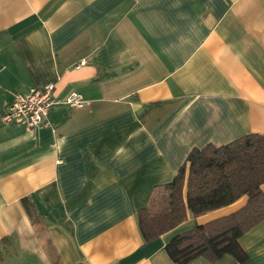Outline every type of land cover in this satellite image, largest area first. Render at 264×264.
Returning a JSON list of instances; mask_svg holds the SVG:
<instances>
[{
	"label": "crops",
	"instance_id": "obj_1",
	"mask_svg": "<svg viewBox=\"0 0 264 264\" xmlns=\"http://www.w3.org/2000/svg\"><path fill=\"white\" fill-rule=\"evenodd\" d=\"M48 84L84 102L0 125V264H175L137 213L192 149L264 135V0H0V117ZM239 244L188 264H264V221Z\"/></svg>",
	"mask_w": 264,
	"mask_h": 264
},
{
	"label": "trees",
	"instance_id": "obj_2",
	"mask_svg": "<svg viewBox=\"0 0 264 264\" xmlns=\"http://www.w3.org/2000/svg\"><path fill=\"white\" fill-rule=\"evenodd\" d=\"M263 184L264 135L248 134L225 145L192 149L172 182L154 194L161 203H153V195L138 211L139 230L146 242L156 240L188 215L199 217L245 196L246 203L237 211L173 235L164 246L175 264L197 257L216 262L226 254L243 263L247 255L239 239L264 221Z\"/></svg>",
	"mask_w": 264,
	"mask_h": 264
},
{
	"label": "built area",
	"instance_id": "obj_3",
	"mask_svg": "<svg viewBox=\"0 0 264 264\" xmlns=\"http://www.w3.org/2000/svg\"><path fill=\"white\" fill-rule=\"evenodd\" d=\"M84 64L85 62L81 61L76 67L79 68ZM53 92L54 85L48 84L43 87L32 86L24 92L14 93L11 102L0 117V125H18L24 126L27 130H34L48 126L47 117L52 107L64 104L70 108H76L84 102L76 93L59 101L54 98Z\"/></svg>",
	"mask_w": 264,
	"mask_h": 264
},
{
	"label": "rangeland",
	"instance_id": "obj_4",
	"mask_svg": "<svg viewBox=\"0 0 264 264\" xmlns=\"http://www.w3.org/2000/svg\"><path fill=\"white\" fill-rule=\"evenodd\" d=\"M152 199H154L153 203H156L157 201H159L161 203V201H162V199L157 195H154V197ZM192 226H193V223L191 221L187 222V223H183V224L179 225L177 227V229L175 228V230L172 232V235H176V234H179L185 230H188Z\"/></svg>",
	"mask_w": 264,
	"mask_h": 264
}]
</instances>
